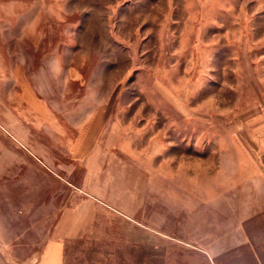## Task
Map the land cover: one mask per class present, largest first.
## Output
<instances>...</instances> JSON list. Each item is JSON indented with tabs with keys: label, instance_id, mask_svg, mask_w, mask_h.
<instances>
[{
	"label": "rangeland",
	"instance_id": "1",
	"mask_svg": "<svg viewBox=\"0 0 264 264\" xmlns=\"http://www.w3.org/2000/svg\"><path fill=\"white\" fill-rule=\"evenodd\" d=\"M0 150L95 202L65 264H264V0H0Z\"/></svg>",
	"mask_w": 264,
	"mask_h": 264
},
{
	"label": "crops",
	"instance_id": "2",
	"mask_svg": "<svg viewBox=\"0 0 264 264\" xmlns=\"http://www.w3.org/2000/svg\"><path fill=\"white\" fill-rule=\"evenodd\" d=\"M4 156L0 150V264H65L67 243L93 233L95 202L69 204L76 190L42 162L12 156L5 164Z\"/></svg>",
	"mask_w": 264,
	"mask_h": 264
}]
</instances>
